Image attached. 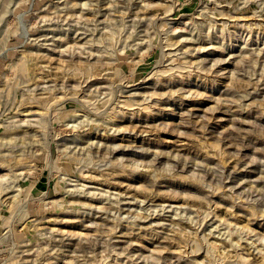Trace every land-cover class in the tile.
<instances>
[{"label":"rangeland","instance_id":"374dc122","mask_svg":"<svg viewBox=\"0 0 264 264\" xmlns=\"http://www.w3.org/2000/svg\"><path fill=\"white\" fill-rule=\"evenodd\" d=\"M0 264H264V0H0Z\"/></svg>","mask_w":264,"mask_h":264},{"label":"bare ground","instance_id":"6f19581e","mask_svg":"<svg viewBox=\"0 0 264 264\" xmlns=\"http://www.w3.org/2000/svg\"><path fill=\"white\" fill-rule=\"evenodd\" d=\"M238 20V19H237ZM237 20H236V22H237ZM224 23V22H223ZM251 26V25H250ZM204 46V45H203ZM208 47V46H207ZM206 48V47H205ZM204 49V48H203ZM167 94V93H166ZM148 116V115H147Z\"/></svg>","mask_w":264,"mask_h":264}]
</instances>
